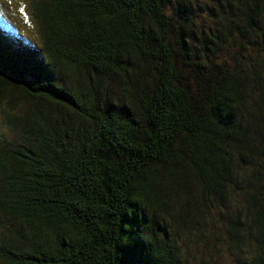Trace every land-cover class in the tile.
<instances>
[{
  "label": "trees",
  "instance_id": "trees-1",
  "mask_svg": "<svg viewBox=\"0 0 264 264\" xmlns=\"http://www.w3.org/2000/svg\"><path fill=\"white\" fill-rule=\"evenodd\" d=\"M21 9L37 42L0 28L25 69L0 73V264H264V0Z\"/></svg>",
  "mask_w": 264,
  "mask_h": 264
},
{
  "label": "rangeland",
  "instance_id": "rangeland-1",
  "mask_svg": "<svg viewBox=\"0 0 264 264\" xmlns=\"http://www.w3.org/2000/svg\"><path fill=\"white\" fill-rule=\"evenodd\" d=\"M21 6H23V0H18L17 4L14 0H0V28L9 38H17L28 44L37 42V35L31 29V23H20L16 19L22 14ZM29 10L27 6L26 12Z\"/></svg>",
  "mask_w": 264,
  "mask_h": 264
},
{
  "label": "snow or ice",
  "instance_id": "snow-or-ice-1",
  "mask_svg": "<svg viewBox=\"0 0 264 264\" xmlns=\"http://www.w3.org/2000/svg\"><path fill=\"white\" fill-rule=\"evenodd\" d=\"M9 70H11V71H21V72L25 71V69L23 67L14 68V69H6L3 61L0 60V73H4V72L9 71ZM129 252L130 253L134 252V246H133V248L129 249ZM129 264H134V261H130Z\"/></svg>",
  "mask_w": 264,
  "mask_h": 264
}]
</instances>
